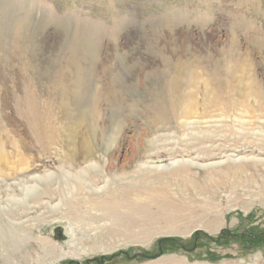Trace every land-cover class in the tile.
Instances as JSON below:
<instances>
[{"label": "rangeland", "instance_id": "rangeland-1", "mask_svg": "<svg viewBox=\"0 0 264 264\" xmlns=\"http://www.w3.org/2000/svg\"><path fill=\"white\" fill-rule=\"evenodd\" d=\"M5 1L49 27L30 32L0 7V137L9 156L0 171V264H264L259 97L249 99L246 118L219 109L223 124L206 129L170 112L179 86L230 81L232 69L264 95V0ZM76 35L99 52L96 98L76 148L89 126L98 135L106 128L113 110L122 133L107 155L97 150L108 161L92 170L82 153L73 167L61 162L63 139L45 146L40 138L48 122L64 125L58 104L73 101L78 71L87 69ZM78 171L84 189L64 180Z\"/></svg>", "mask_w": 264, "mask_h": 264}, {"label": "bare ground", "instance_id": "bare-ground-1", "mask_svg": "<svg viewBox=\"0 0 264 264\" xmlns=\"http://www.w3.org/2000/svg\"><path fill=\"white\" fill-rule=\"evenodd\" d=\"M0 7L2 11H5V9H7L6 10L7 14L12 13V11L8 9V7H11V4L7 1L1 0ZM12 14H14L15 16L14 23L24 27L30 32H33V29H35L37 32L42 34L49 27V23L47 20L34 16L32 12H30L29 10H26L25 14H18V13H12ZM77 39L81 40L80 42H81V48L83 50V55H85L84 57L87 58V63H88L87 69H82L80 70V72L78 71V76L76 78L77 88H75V90L72 93H70L72 97L71 99H73V101L72 102L68 101L65 103L61 101L58 104V107L60 108V113H62V116L65 113L66 121H63L64 125L55 126L51 122H48L47 125H43L42 127L43 133L41 134L40 138H42V140L45 141L44 143L45 146L59 143L63 139V141L66 142L67 144L69 155H64L63 158L61 159V162L64 163L65 161H68L69 165L73 167L77 163L78 155L82 153L84 156V160L86 161V165H85L86 170H89V169L92 170L94 168L95 169L101 168V165L102 166L106 165L108 161L107 157L102 156L101 154L99 157H97L96 154L98 151H101V153H104L107 155L108 152L114 147V144L116 143L118 137L122 135V133H121L120 124L118 121L119 119L118 114L116 113L115 110H113L112 112L109 113L108 124L106 128L102 130L101 133L98 135L97 133L98 129L95 128L93 125L89 126L88 135H86L85 137L81 139V143L84 147L80 150L76 148V140H77V137L79 136V128L81 127L80 123L81 122L83 123L84 120L86 119V116L88 115L89 109H90L89 104L91 102H94L96 98V94H93L90 83L94 75L93 74L94 71H92L93 67H95V64L99 58V52L93 47L92 43L88 40V38H82L81 36L76 35V37H74V40L77 41ZM114 49L118 50L116 48ZM116 54L118 57L120 56L119 52ZM114 64H117V63H114ZM248 64L249 62L247 63V61L244 60L242 65L240 66H242L244 69L248 67ZM221 66L224 67L225 65L223 64ZM117 67L118 66H116V68ZM121 68H126V67L121 66ZM185 72L186 70L184 69L180 70V77H181L180 81L186 80L187 82L188 80H190L189 78L190 76L186 78L184 76L183 78V74H185ZM242 72L243 70L234 71L233 69L232 71H229V72L226 71L224 73L229 76L230 81L221 80V79H218L220 77H217V80H214V79L210 81L207 80L206 86L203 88L197 87L196 85L195 86L192 85L194 83L193 82L191 83L190 81H189V84L187 85L189 89H185L186 87H184L182 84L181 87L179 86L176 89V94L174 96L175 104H173L174 107H170L171 114H173L174 118L176 119L178 117L182 118L183 121L179 122V124L184 125V126L196 124V126L200 128L203 127L205 129L208 127L220 126L223 124L221 123L219 125V122L222 120L223 117H221L220 115L221 113L217 112V110L222 109L223 111L225 110L228 112L230 110L231 111L237 110V114H240L241 112H238V111H242V112L245 111V108L246 107L248 108L249 99H251V97H253L254 95H257V97H259V99L256 101L257 110L264 111V95L262 94V91H255L252 88V83L247 81L244 78L243 73L245 72L243 73ZM199 76H198V72L194 71L192 72L191 78L194 77V79L192 80L196 82V79L199 78ZM208 76L210 75L208 74ZM227 82L228 84H226ZM46 105L48 104L46 103ZM199 109L200 110L202 109V110L199 111ZM254 109H255V106H254ZM29 111L30 113L33 112L32 106L28 107L27 112L29 113ZM46 111H47V108H44V110H41L39 112V115L43 119L49 116L47 115L45 117L43 115L44 113H46ZM240 117L246 118L247 114L243 112V114H240ZM157 119H160L159 115L158 117H156V121ZM44 120L46 121V119ZM156 121L155 123L157 124ZM241 121H238V122L241 123ZM252 122L253 120L250 119L248 123H252ZM34 136H35V133H34ZM146 144L147 146H150L151 142L147 141ZM61 145H64V144H61ZM94 157H97L95 162L93 161ZM8 162H9V156L4 150V144L2 143V140L0 137V171L1 172H2V165ZM50 178H52V176H45L44 178H38V180L40 182V181H44ZM64 180L66 181L74 180L76 182V185H78L79 189H84L86 186V178L82 171H78L76 175L67 173L66 176H64ZM37 185H39V183L32 185V186L23 187L24 192L27 193L30 191L38 190ZM74 188L76 187L74 186Z\"/></svg>", "mask_w": 264, "mask_h": 264}, {"label": "water", "instance_id": "water-1", "mask_svg": "<svg viewBox=\"0 0 264 264\" xmlns=\"http://www.w3.org/2000/svg\"><path fill=\"white\" fill-rule=\"evenodd\" d=\"M55 237L59 240L65 239L66 236L63 233L62 227H58L55 229Z\"/></svg>", "mask_w": 264, "mask_h": 264}]
</instances>
